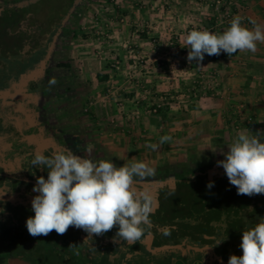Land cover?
<instances>
[{"label":"crops","instance_id":"0c3cea01","mask_svg":"<svg viewBox=\"0 0 264 264\" xmlns=\"http://www.w3.org/2000/svg\"><path fill=\"white\" fill-rule=\"evenodd\" d=\"M36 1L0 0V5ZM91 1L102 6L101 13L83 17L84 26L77 24L66 49L57 52L64 56L67 50L63 62L71 71L75 66L71 95L79 94L78 85L90 89L80 96L79 112L60 119L94 143L103 160L117 166L144 161L155 175H174L203 152L199 166L207 167L213 152L222 155L240 131L247 132L244 122L264 117V43L257 42L255 53L238 50L216 60L205 54L200 66L189 63L184 43L191 29L222 34L236 15L246 28L254 27L253 20L264 26V0H234L224 22L226 10L216 14L208 0ZM163 98L158 112L148 114V106ZM165 135L172 139L160 144Z\"/></svg>","mask_w":264,"mask_h":264},{"label":"flooded vegetation","instance_id":"af4514ba","mask_svg":"<svg viewBox=\"0 0 264 264\" xmlns=\"http://www.w3.org/2000/svg\"><path fill=\"white\" fill-rule=\"evenodd\" d=\"M32 6L33 4L0 5V16L5 17L7 24L13 23L17 28L14 33L10 32L12 27H4L3 30L9 43H21L17 56L21 64L30 62L44 48L58 24L51 21L42 28L35 17V9L33 11L30 8ZM57 36L58 34L53 37L52 42ZM26 47H29V50L24 54ZM38 65H33L23 73L25 75L19 74L15 81L10 75L0 79V257H4L5 263L10 259L29 261L25 256L19 257L12 253V246L42 245L43 248L52 247L55 264H136L140 251L148 253L145 252L147 255L139 264H172L177 259L184 262L190 260L191 256L186 261L181 253L174 256L172 253L162 254L163 250L150 251L162 245L184 243L182 241L180 244H173L169 235L162 237L163 243L155 244L156 232L161 234L155 227L158 226L155 222L157 210L150 216L155 226L150 230L152 239L148 245V232L140 243L128 245L119 240L116 238L118 226L86 241L88 234L71 226L64 235L53 231L47 236L33 237L28 233L26 220L34 216L31 202L39 194L33 191V187L37 177L43 176L47 179L48 175L47 168L32 165L36 151L50 156L53 151L67 147L75 154L96 162L103 160L94 143L86 141L69 121L63 122L64 119H60V116H66L68 119V116L79 112L80 103L77 102L76 96L71 95L69 82H59L50 87L49 80L55 78V75L49 70L47 63L42 74L26 85L21 84L25 76ZM88 146L92 148L91 153L87 151ZM217 162L211 163L205 169L204 177L207 183L227 178L224 169L218 166ZM143 183L150 185L153 194L157 196L158 208L163 203L168 207V216L177 199H183L186 203L192 202L188 193H197V222L200 226L206 225L207 229L202 234L203 239L198 238L192 240V244L185 245L186 249L187 246L200 248L196 251L201 257L192 256V260L195 259L198 264H228L230 255H242L240 244L237 246L234 240L241 242L243 230L254 227L258 221V217L253 219L251 206H237L236 202L226 203L221 200L217 189H178L172 174H157L148 177ZM184 215L188 218L189 212L185 211ZM223 239L225 240L222 243L216 245L217 241ZM71 245L76 246L70 247Z\"/></svg>","mask_w":264,"mask_h":264},{"label":"clouds","instance_id":"9594fccd","mask_svg":"<svg viewBox=\"0 0 264 264\" xmlns=\"http://www.w3.org/2000/svg\"><path fill=\"white\" fill-rule=\"evenodd\" d=\"M251 23L253 28L244 27L241 17L236 15L222 34L207 29L190 31L184 37L189 49L187 60L200 66L205 54L218 56L223 51L231 57L238 50L255 53L257 42L264 43V26L254 20ZM56 83L54 77L49 80L50 87ZM171 139L165 135L159 143ZM148 147L157 150L159 145ZM87 151L91 153V146ZM223 155L224 159L217 164L238 195L264 194V142L259 137L240 131ZM31 163L48 169L47 179L37 177L33 187L39 194L31 202L34 216L26 220L31 236H47L53 231L64 235L71 226L84 230L88 234L86 241L118 226L116 238L132 245L155 226L150 216L158 208V199L150 185L143 183L155 175V168L148 163L133 161L117 166L112 160L96 162L67 147L50 156L36 151ZM213 186L214 181H209L207 188ZM155 227L164 236L175 229V225ZM239 247L242 255H230L228 264H264V217H259L254 227L243 230Z\"/></svg>","mask_w":264,"mask_h":264},{"label":"rangeland","instance_id":"374dc122","mask_svg":"<svg viewBox=\"0 0 264 264\" xmlns=\"http://www.w3.org/2000/svg\"><path fill=\"white\" fill-rule=\"evenodd\" d=\"M38 1V0H37ZM36 1V2H37ZM40 0L38 1L35 6L33 5L32 10L34 11L35 9V17L38 21V23L40 24V26L42 28L45 27V25H47L49 22H58L61 24V29L59 30L58 36L56 37L55 40V45L54 48L51 52V56L49 58V62H48V67L49 70L53 73V75L55 76H65L67 75H72V77H76L77 74L75 73V66L73 71L69 70L66 71L64 69L58 68L56 67V62L57 61H67L66 56H67V50H65L61 56L59 54H57V52L62 48V49H66L67 44L69 43L68 38H64V40H59L58 37L59 35L63 34L62 30L68 31L70 32V37H71V33H74L75 31H77V28L79 26H77V24H79L80 22L82 23V26H84V22L82 21L83 17L84 19L89 18L91 16H97L101 13L102 11V6L98 5L96 2L95 4L92 3L91 0H77L75 2V0ZM209 1V0H208ZM29 8V9H30ZM28 9V11H29ZM8 25L7 24V20L5 19V17L0 16V79L5 77V76H12L14 75V72L16 71L17 67H22L25 68L27 67L28 63H22L18 58H15L13 54H9L13 48V43H9V39L7 37V34L4 32L3 28ZM80 28V27H79ZM78 28V29H79ZM16 27L12 28L10 32H15L16 31ZM11 41V39H10ZM43 51V49L41 50ZM40 51V52H41ZM22 65V66H21ZM1 83V82H0ZM73 87V86H72ZM90 89L89 86H77V90H79V94L76 95V99L77 102H79L81 100V97L83 98L86 97L84 95V91ZM82 90V91H81ZM81 91V92H80ZM82 94V95H80ZM55 109V106H54ZM247 119V118H246ZM239 121V120H238ZM248 121V119H247ZM249 123V124H248ZM239 124V123H238ZM240 126V125H239ZM241 126H243V128L245 130H247V134L249 135H253V136H257L260 138L261 142H264V117H251L249 122H244ZM245 126V127H244ZM243 130V129H242ZM234 138V135H233ZM222 153H225L227 151H225L224 149L221 150ZM201 153V154H200ZM198 156H195L194 159L190 160L188 166H186L185 168L188 169H193L195 167H199V165H201L204 161V159H202V153L200 152ZM206 157V156H204ZM220 159H224V155H216L215 152H213L212 156H209V159H207L208 164L211 165V163H215L217 161H219ZM207 184L205 183L204 185L202 184L201 186H199V188L197 189H205V190H210L207 188ZM196 189V190H197ZM211 189H217L221 200H223L224 202H236L237 206H245V205H249V207L252 209V214H253V219L256 220L255 218L258 217H263L264 216V194H260V195H253L251 197L246 196V195H238L237 194V189L235 186H232L229 183L228 178H224V179H220L217 180L216 182H214V186ZM195 195H197V193H195ZM206 227L207 226H203ZM234 242L237 244V246L239 244H241V242L237 239L234 240ZM188 248V247H187ZM27 250V249H24ZM188 250H191L188 248ZM242 250V249H241ZM11 252H17L16 248L13 246L12 249H10ZM28 251V250H27ZM196 251V250H194ZM26 253V251H24ZM50 253V252H49ZM48 252L44 253V255L42 256L41 260H43V264H46V262L51 260V256ZM165 253H172L174 256H178L180 253L182 255V257L184 259H186V261L188 260L189 256H193V257H201V255L197 254H193L190 251H177V250H163L162 254ZM147 255L145 252L140 251L139 256L136 258V264H139L141 262V260L144 259V256ZM35 256V252H31L28 254L27 257H33ZM161 256V255H160ZM39 260V259H38ZM4 264H23V262L21 260H16L13 259L12 261H7Z\"/></svg>","mask_w":264,"mask_h":264},{"label":"trees","instance_id":"16d2710c","mask_svg":"<svg viewBox=\"0 0 264 264\" xmlns=\"http://www.w3.org/2000/svg\"><path fill=\"white\" fill-rule=\"evenodd\" d=\"M5 27H9V28H14V24L13 23H9L8 25H6ZM11 28V29H12ZM4 29V28H3ZM59 29H61V24L58 23L57 26H55V28L53 29V31L51 32V35L49 37V39L46 41L45 46L43 48V51L39 52L37 55H35V57L28 62V66L27 68H22V67H17L16 71L14 72V75H12V79L15 81L18 77L19 74H23L25 72L28 71V69L32 68L33 65H38L39 62L41 60H43V58L45 57V55L47 54V47L50 45V43L52 42L53 37L57 34V32L59 31ZM63 34L59 35L58 39L64 40V38H68L69 37V33L68 31L62 30ZM73 33H71L72 35ZM13 48L11 51V54L14 55L15 58H17L18 56V51L21 48V43L20 42H13ZM235 54H233L232 56H234ZM231 56V57H232ZM224 57H230L228 54L222 52L220 55L216 56H209L210 59H219V58H224ZM56 67L64 69L66 71L69 72L70 70V66L67 62H63V61H58L56 63ZM46 74L48 75V72H46ZM25 75V74H23ZM55 79L57 81V83H62L63 81L66 82H71V86L70 88H74L72 87L73 85V77L72 75H65V76H55ZM100 80H102L101 78H99ZM205 169L206 166H199V168H194V169H188V170H184L181 173H174V180L176 183V188L181 189L183 187H189L190 189H197L199 188V186H201L202 184L204 185L205 183H207V181L205 180L204 177V173H205ZM168 174V172H167ZM189 195V199H192L191 201H188V203H186L183 199H177V201L174 203L173 207L170 210V215L168 216L167 212H168V207L165 206V204L163 203L158 209L157 212L155 214V222L157 223L158 226L163 227L166 225H175V229L171 232V238H172V243L173 244H180L182 241L184 242L180 248H174V249H169V250H177V251H182V250H187L192 252L193 254H197V251L194 250H188L186 249L185 245L186 244H192V240L201 238L203 239L202 234H204L206 232V227L200 226V224H198L197 222V213L199 212V209L197 208V195L188 193ZM185 211L189 212V217L187 218V216L185 217ZM164 235L156 232V241L155 244H161L164 242V239L162 238ZM144 237V236H143ZM143 237L141 238V240L143 239ZM137 241V243H140V241ZM195 246H197L196 244H194ZM17 252H12L15 255L19 256V257H26L28 258V260L30 261L31 264H38V259L39 257L42 258V256L44 255V253L46 252H50L49 254L52 255L51 256V260L46 262V264H55L54 261V252L52 250L51 246L48 247H42L39 245H13ZM12 246V247H13ZM27 249V250H24ZM26 251V253L24 252ZM43 251V253H42ZM31 252H35V256L33 257H27L29 253ZM147 252V251H145ZM148 253V252H147ZM192 258V257H191ZM188 260L187 262H184L181 259H177L174 262H172V264H198L197 261H195V259H191ZM197 262V263H196ZM5 263V259L4 257H0V264H4Z\"/></svg>","mask_w":264,"mask_h":264},{"label":"water","instance_id":"95a60500","mask_svg":"<svg viewBox=\"0 0 264 264\" xmlns=\"http://www.w3.org/2000/svg\"><path fill=\"white\" fill-rule=\"evenodd\" d=\"M60 30V29H59ZM59 33V31L57 32V34ZM56 40V37L54 38L53 42L50 44L49 48H48V51H47V54L45 55V57L43 58V60H41L39 62V65L38 67L29 72L25 78H24V81L21 83L22 85H26L28 82L32 81L34 78H36L38 75L42 74L44 69L46 68V65L48 63V60L51 56V52L54 48V42ZM152 239V234H148L147 235V240H146V244L148 245L150 243ZM181 245H162V246H159V247H155L153 249H150V251L152 252H159L161 250H164V249H174V248H180ZM188 248L190 249H193V250H199L200 248L198 247H193V246H187Z\"/></svg>","mask_w":264,"mask_h":264},{"label":"built area","instance_id":"2783aa9c","mask_svg":"<svg viewBox=\"0 0 264 264\" xmlns=\"http://www.w3.org/2000/svg\"><path fill=\"white\" fill-rule=\"evenodd\" d=\"M210 2H212L214 4L215 7V12L216 14L219 13V11H221L222 9L226 10V14L221 17L222 19L220 20V22H224V21H229L230 20V11L231 8L234 5V0H209ZM194 29H191L190 31H192ZM197 30V29H196ZM115 68L117 69V65H115ZM110 93V91H108ZM165 98H163L162 101H160L159 103H152L148 106L147 108V113L150 115H155L158 110L161 108V106L165 103ZM134 115L137 116L138 113L134 112Z\"/></svg>","mask_w":264,"mask_h":264}]
</instances>
